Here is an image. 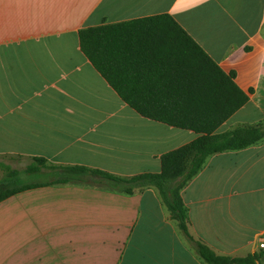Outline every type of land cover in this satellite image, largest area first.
Instances as JSON below:
<instances>
[{"label":"crops","instance_id":"0c3cea01","mask_svg":"<svg viewBox=\"0 0 264 264\" xmlns=\"http://www.w3.org/2000/svg\"><path fill=\"white\" fill-rule=\"evenodd\" d=\"M160 14L247 94L216 133L264 123V0H0V161L131 177L195 139L129 108L79 47L81 29ZM180 196L189 235L216 255L264 250V140L210 156ZM0 264L203 263L155 189L57 184L0 201Z\"/></svg>","mask_w":264,"mask_h":264},{"label":"trees","instance_id":"16d2710c","mask_svg":"<svg viewBox=\"0 0 264 264\" xmlns=\"http://www.w3.org/2000/svg\"><path fill=\"white\" fill-rule=\"evenodd\" d=\"M79 47L120 100L141 117L189 130L192 141L159 157L157 173L119 177L81 165H51L29 157L23 170L0 161V201L37 186L78 184L126 195L157 191L169 218L203 264H258L262 254L216 255L188 233L180 191L214 154L237 151L264 140V123L216 130L248 100L225 73L167 14L81 29ZM45 180L26 182L22 176Z\"/></svg>","mask_w":264,"mask_h":264},{"label":"rangeland","instance_id":"374dc122","mask_svg":"<svg viewBox=\"0 0 264 264\" xmlns=\"http://www.w3.org/2000/svg\"><path fill=\"white\" fill-rule=\"evenodd\" d=\"M4 164L9 165L10 167H12L13 169H17V170H23L25 164H26V160L21 159V158H14V159H7L6 161H2ZM0 177H1V173H0ZM22 179L26 182H30V181H34V180H45L46 177H42V176H22ZM262 254L260 260H259V264H264V250H259L257 254Z\"/></svg>","mask_w":264,"mask_h":264},{"label":"built area","instance_id":"2783aa9c","mask_svg":"<svg viewBox=\"0 0 264 264\" xmlns=\"http://www.w3.org/2000/svg\"><path fill=\"white\" fill-rule=\"evenodd\" d=\"M259 247H260L261 249H264V243H261V244L259 245Z\"/></svg>","mask_w":264,"mask_h":264}]
</instances>
